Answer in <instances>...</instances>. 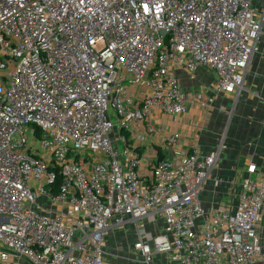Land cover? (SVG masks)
<instances>
[{
    "label": "built area",
    "instance_id": "2783aa9c",
    "mask_svg": "<svg viewBox=\"0 0 264 264\" xmlns=\"http://www.w3.org/2000/svg\"><path fill=\"white\" fill-rule=\"evenodd\" d=\"M261 24L251 0H0V260L103 264L129 223L144 264H264L259 168L205 208L219 151L163 155L156 128L206 104L176 69L239 91Z\"/></svg>",
    "mask_w": 264,
    "mask_h": 264
},
{
    "label": "crops",
    "instance_id": "0c3cea01",
    "mask_svg": "<svg viewBox=\"0 0 264 264\" xmlns=\"http://www.w3.org/2000/svg\"><path fill=\"white\" fill-rule=\"evenodd\" d=\"M262 30L258 35L246 76L239 91L215 93L212 85L215 75L206 68L194 74L176 69L175 75L183 88L204 94V103H194L176 122L159 117L156 128L161 136L180 133L181 143L163 155L175 151L197 149L202 156L218 152L215 167L203 186L201 203L205 208L221 205L234 197L239 182L247 175L248 164H255L264 175V0H251ZM146 233L158 234L164 230L161 218L145 224ZM135 226H112L104 240L103 264H144L133 244ZM8 264H28L9 258ZM0 264H5L0 260ZM153 264H171L165 256H154Z\"/></svg>",
    "mask_w": 264,
    "mask_h": 264
}]
</instances>
